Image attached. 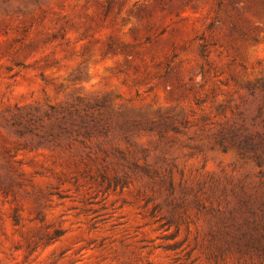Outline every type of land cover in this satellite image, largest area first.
I'll return each mask as SVG.
<instances>
[{
  "label": "rangeland",
  "instance_id": "obj_1",
  "mask_svg": "<svg viewBox=\"0 0 264 264\" xmlns=\"http://www.w3.org/2000/svg\"><path fill=\"white\" fill-rule=\"evenodd\" d=\"M234 193L264 198V0H0V264H240Z\"/></svg>",
  "mask_w": 264,
  "mask_h": 264
},
{
  "label": "trees",
  "instance_id": "obj_2",
  "mask_svg": "<svg viewBox=\"0 0 264 264\" xmlns=\"http://www.w3.org/2000/svg\"><path fill=\"white\" fill-rule=\"evenodd\" d=\"M217 143L223 150L227 148V142L223 138H219ZM232 144L240 153L243 152L239 140H233ZM234 196L236 205L232 208L215 210L222 218H219L218 228L213 233L211 257L217 263L233 255L238 263L249 264L253 262V252H264V198L258 208L255 206L256 202L247 196L237 193ZM238 214L242 215L240 221Z\"/></svg>",
  "mask_w": 264,
  "mask_h": 264
}]
</instances>
